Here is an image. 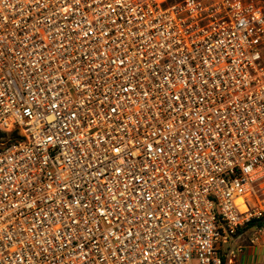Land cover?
<instances>
[{
	"label": "built area",
	"instance_id": "2783aa9c",
	"mask_svg": "<svg viewBox=\"0 0 264 264\" xmlns=\"http://www.w3.org/2000/svg\"><path fill=\"white\" fill-rule=\"evenodd\" d=\"M263 219V5L0 0V264H223Z\"/></svg>",
	"mask_w": 264,
	"mask_h": 264
},
{
	"label": "rangeland",
	"instance_id": "374dc122",
	"mask_svg": "<svg viewBox=\"0 0 264 264\" xmlns=\"http://www.w3.org/2000/svg\"><path fill=\"white\" fill-rule=\"evenodd\" d=\"M181 1V0H174ZM264 6V0H255ZM251 204L247 201V205ZM241 237L238 239L234 245L229 246L230 250L228 251L227 247H223L222 255H226L227 264H264V236L257 238L254 233V229H244L240 234ZM240 250L239 254L233 255V250ZM228 251V253H227Z\"/></svg>",
	"mask_w": 264,
	"mask_h": 264
},
{
	"label": "trees",
	"instance_id": "16d2710c",
	"mask_svg": "<svg viewBox=\"0 0 264 264\" xmlns=\"http://www.w3.org/2000/svg\"><path fill=\"white\" fill-rule=\"evenodd\" d=\"M169 1H170V2H176V1H174V0H169ZM255 224H256V222L254 221V222H252L249 226L252 227V226H254ZM262 225H264V219H263V223H262ZM223 264H227L225 260H224Z\"/></svg>",
	"mask_w": 264,
	"mask_h": 264
},
{
	"label": "bare ground",
	"instance_id": "6f19581e",
	"mask_svg": "<svg viewBox=\"0 0 264 264\" xmlns=\"http://www.w3.org/2000/svg\"><path fill=\"white\" fill-rule=\"evenodd\" d=\"M239 203H242V201H241V200H239ZM242 209H244V208H242Z\"/></svg>",
	"mask_w": 264,
	"mask_h": 264
},
{
	"label": "water",
	"instance_id": "95a60500",
	"mask_svg": "<svg viewBox=\"0 0 264 264\" xmlns=\"http://www.w3.org/2000/svg\"><path fill=\"white\" fill-rule=\"evenodd\" d=\"M259 223H262V221H259Z\"/></svg>",
	"mask_w": 264,
	"mask_h": 264
},
{
	"label": "crops",
	"instance_id": "0c3cea01",
	"mask_svg": "<svg viewBox=\"0 0 264 264\" xmlns=\"http://www.w3.org/2000/svg\"><path fill=\"white\" fill-rule=\"evenodd\" d=\"M263 223V222H262Z\"/></svg>",
	"mask_w": 264,
	"mask_h": 264
}]
</instances>
